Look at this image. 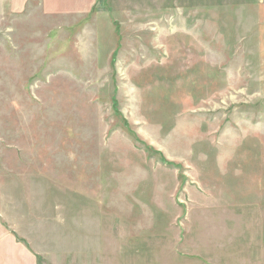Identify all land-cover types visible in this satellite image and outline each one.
<instances>
[{
    "label": "rangeland",
    "instance_id": "1",
    "mask_svg": "<svg viewBox=\"0 0 264 264\" xmlns=\"http://www.w3.org/2000/svg\"><path fill=\"white\" fill-rule=\"evenodd\" d=\"M0 264H264V0H0Z\"/></svg>",
    "mask_w": 264,
    "mask_h": 264
}]
</instances>
